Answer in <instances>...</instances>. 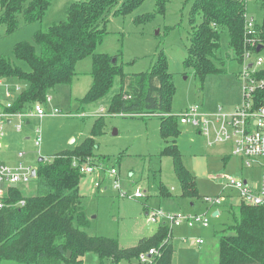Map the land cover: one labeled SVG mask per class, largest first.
<instances>
[{"label": "trees", "instance_id": "obj_1", "mask_svg": "<svg viewBox=\"0 0 264 264\" xmlns=\"http://www.w3.org/2000/svg\"><path fill=\"white\" fill-rule=\"evenodd\" d=\"M53 1L0 0V26L5 28V35L42 23ZM120 1L74 2L67 9L66 21L45 31H36L34 44L24 41L14 46L12 53L16 61L7 56L0 57V79L24 83L19 91L15 89L17 85L10 88L14 94L12 105L7 108L0 103V109L19 113L32 109L37 103L46 109L49 93L58 86L71 85L78 75L77 63L92 56V85L80 100L83 106L105 98L119 79V92L112 97L109 114L134 118L171 114L176 87L165 55H161L149 71L130 74L125 72L118 56L95 53L108 34L106 26L110 17L131 15L146 2ZM156 1L157 12H165L168 0ZM258 1L263 21L257 23V29L264 40V0ZM246 15L247 6L243 0H195L190 15L192 32L185 66L194 69L202 87L207 76L226 72L224 67L216 65L221 60L223 33L228 34V46L234 59L240 60ZM144 17L149 20L152 16ZM141 18H136L135 22H140ZM24 64L27 69L23 68ZM258 75L264 78V69ZM258 97L264 102V90ZM104 121L103 117L97 119L91 137L74 150L43 159L36 168V177L28 184L6 186L4 202L8 207L0 211V263L85 264V257L95 254L100 264H140V257L155 249L159 257L154 259V264H173V229L167 224L159 225L151 236L140 239L137 246L129 249L122 248L117 239L85 232L89 220L80 192L86 177L81 167L92 163L96 157L94 137L102 133ZM179 124L175 114L160 118V134L166 143L160 155L172 159L182 190L180 197L200 200L196 177L185 166L177 144L181 136ZM160 194L172 195L165 187L161 188ZM21 202L24 205H20ZM238 209L239 215L234 218L233 225L221 232L219 264H264V208L240 205ZM230 210L235 211L234 207Z\"/></svg>", "mask_w": 264, "mask_h": 264}, {"label": "rangeland", "instance_id": "obj_2", "mask_svg": "<svg viewBox=\"0 0 264 264\" xmlns=\"http://www.w3.org/2000/svg\"><path fill=\"white\" fill-rule=\"evenodd\" d=\"M84 0H54L42 23L25 26L6 36L0 26V57L7 56L16 61L12 50L19 42H34L35 32L47 30L54 24L66 21L67 9L74 2ZM121 0L120 2H122ZM195 0H168L165 12H157V1L146 0L133 14L111 16L106 34L95 50L96 54L118 56L125 72L139 74L149 71L165 55L169 72L173 75L176 94L171 114L145 118L108 113L112 97L119 92V79L114 88L102 100L83 106L80 102L91 86L93 57L81 59L76 66L77 77L71 85H61L49 93L52 103L46 104L48 111L57 109V116L48 115L43 119L33 118L30 125H23L21 133L10 135L9 152L1 160L5 163L36 169L41 159H52L57 154L72 151L91 137L96 120L103 117L105 127L94 137L96 157L92 164L102 171L87 175L81 184L91 236L117 239L124 249L137 246L140 239L151 236L159 227L150 222L147 212L160 211L169 215L185 217L207 215L208 228L187 225L173 228L171 243L175 254L173 264H219L220 236L222 231L233 225L239 215L240 199L237 191L227 185L226 178L248 179L257 185L261 178L259 169H247L241 160L233 156L230 144H209L205 137L196 133L191 125L179 124L181 136L177 144L183 155L185 166L196 177L200 200L181 198V186L175 175L172 159L160 155L166 143L160 134V118L179 115L190 107L201 106L202 111L213 113L220 108L223 113L232 112L241 102V87L238 74L242 69L228 46L227 32L222 34L221 60L218 67L226 72L209 75L203 87L193 68H186L185 58L190 47V15ZM247 12L257 23L263 21L260 1H249ZM116 9V8H115ZM114 9V10H115ZM113 10V12H114ZM147 15L152 17L145 20ZM142 17L140 22L136 18ZM264 58V51L261 53ZM220 64V65H219ZM221 64H224L221 66ZM23 68L28 67L24 64ZM0 85V101L6 100V86L24 83L12 80ZM104 115H99L101 110ZM40 129L37 133L36 130ZM13 129V128H12ZM41 138L36 147L37 137ZM21 153L22 159H17ZM117 169L121 182L120 191L114 189V181L105 171ZM101 183V188L96 183ZM140 186L145 192L143 199H132L134 187ZM167 188L171 196L161 195V188ZM126 192L129 197L121 198ZM224 198L222 205L211 208L205 198ZM148 207L147 212L145 208ZM231 207L235 211L231 212ZM219 210L220 216L214 217ZM229 233L231 230H227ZM202 239L201 248L192 245L193 240ZM85 264H100L95 254L85 257ZM0 264H19L2 261ZM154 264V263H152Z\"/></svg>", "mask_w": 264, "mask_h": 264}, {"label": "built area", "instance_id": "obj_3", "mask_svg": "<svg viewBox=\"0 0 264 264\" xmlns=\"http://www.w3.org/2000/svg\"><path fill=\"white\" fill-rule=\"evenodd\" d=\"M249 1L258 0H243L248 5ZM262 50L258 52V48ZM264 51V40L261 37L260 31L257 29V21L253 17L246 15V24L244 27V42L243 53L238 61L242 69L238 74V80L241 87V102L230 113H223L220 108L218 111L206 113L202 111L201 106L195 105L186 111L182 112L178 117L181 125H191L205 137L208 143L211 144H230L233 146V156L239 158L243 166L247 169H259L261 178L257 185L250 183L248 179H236L227 177V185L237 191L240 205L250 207L264 208V102L258 97L260 91L264 90V78L259 77L258 73L264 69V58L261 53ZM11 87L7 88L6 99L4 103L7 108L12 105L14 94L11 92ZM19 91V87L15 88ZM48 103L52 102V98H47ZM60 111L57 109L48 111L45 107L37 103L32 109L13 113L5 112L0 109V150L3 148V139L6 135L7 122L10 120H18L15 129L21 132L23 125L27 120L38 118L43 119L48 115L57 116ZM99 115H104L105 110H101ZM37 133L40 132L38 128ZM36 147H40L41 138L37 137L35 141ZM21 153L19 157H23ZM32 168L25 167L23 164L17 166H8L0 163V211L8 207L4 202L6 195V186H18L20 184H28L32 178ZM83 174L92 175L101 174V170L96 165L88 162L81 167ZM110 179L114 181V189L120 191L121 182L119 172L113 168L105 171ZM97 188H101V183H96ZM134 192L130 195L132 199H143L145 192L140 186L134 187ZM121 198L129 197L126 192L120 193ZM224 198H205V202L216 208L221 206ZM20 205H24L21 202ZM239 205V206H240ZM147 216L153 224H167L171 229L187 225L188 227L202 226L208 228L210 225L207 215L185 217L180 215H169L160 211H148ZM202 245L203 240L196 241ZM159 257V252L155 249L149 251L147 255L140 257V264H152L154 259Z\"/></svg>", "mask_w": 264, "mask_h": 264}, {"label": "crops", "instance_id": "obj_4", "mask_svg": "<svg viewBox=\"0 0 264 264\" xmlns=\"http://www.w3.org/2000/svg\"><path fill=\"white\" fill-rule=\"evenodd\" d=\"M90 76H91V74H90ZM77 77V76H76ZM2 80V79H1ZM4 80V82H8V83H11L12 82V80H9V79H3ZM73 83V82H72ZM0 85L1 86H3V85H5L3 82H0ZM91 85H92V82H91ZM8 87H11L12 88V86H10V85H7L6 86V91H7V88ZM17 87H20V86H18L17 85ZM91 87V86H90ZM90 87H89V89H90ZM88 89V90H89ZM240 91H241V89H240ZM6 97V96H5ZM7 101V99L5 100V98L2 100V101H0V103H2V104H4L5 102ZM52 102H53V98H52ZM18 124V120H15V119H13V120H10V121H8L7 122V126H6V135H5V138L3 139V148L0 150V163H2V164H4V165H8V166H12V164H8V163H5V161L3 162L1 159L4 157L5 159H6V157H5V152H9V149H11V147H10V135L12 134V133H21L22 132V130H21V132H18L16 129H15V126ZM31 124V121H26V123H25V125H30ZM13 128V129H12ZM198 135H200V133L199 132H196ZM201 136V135H200ZM24 157V156H23ZM23 157H19V155L17 156V159L19 160V159H22ZM147 208V210H148V207H146ZM147 212V211H146ZM217 214V217L218 216H220V211L219 210H216V211H214V214ZM190 228H192V227H190ZM152 235V234H151ZM197 240H199V238L197 239ZM197 240H193L192 241V245H194V246H198L199 248H201L202 246H203V244H204V241H203V244L202 245H200V244H197ZM202 240V239H201ZM173 245V244H172ZM85 260V259H84Z\"/></svg>", "mask_w": 264, "mask_h": 264}, {"label": "water", "instance_id": "obj_5", "mask_svg": "<svg viewBox=\"0 0 264 264\" xmlns=\"http://www.w3.org/2000/svg\"><path fill=\"white\" fill-rule=\"evenodd\" d=\"M261 50H262V47H259L258 52H260ZM42 161H43V159L40 160V162H42ZM36 172H37L36 169L32 170V178L36 177ZM213 216L217 217V214L215 213ZM70 257H71V253L68 254V258H70Z\"/></svg>", "mask_w": 264, "mask_h": 264}]
</instances>
